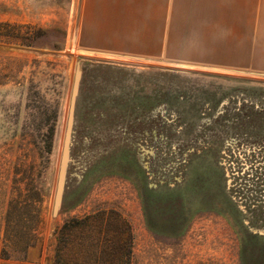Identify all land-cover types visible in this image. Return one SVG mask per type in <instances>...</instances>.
I'll return each instance as SVG.
<instances>
[{
    "label": "rangeland",
    "instance_id": "374dc122",
    "mask_svg": "<svg viewBox=\"0 0 264 264\" xmlns=\"http://www.w3.org/2000/svg\"><path fill=\"white\" fill-rule=\"evenodd\" d=\"M79 16L0 0V264H264V77L88 52Z\"/></svg>",
    "mask_w": 264,
    "mask_h": 264
},
{
    "label": "crops",
    "instance_id": "0c3cea01",
    "mask_svg": "<svg viewBox=\"0 0 264 264\" xmlns=\"http://www.w3.org/2000/svg\"><path fill=\"white\" fill-rule=\"evenodd\" d=\"M76 43L109 57L264 72V0H80Z\"/></svg>",
    "mask_w": 264,
    "mask_h": 264
},
{
    "label": "water",
    "instance_id": "95a60500",
    "mask_svg": "<svg viewBox=\"0 0 264 264\" xmlns=\"http://www.w3.org/2000/svg\"><path fill=\"white\" fill-rule=\"evenodd\" d=\"M83 50H86V49H83ZM86 51L97 53V54H109L106 52H100L96 50H86ZM129 57L138 59V57H135V56H129ZM228 70L231 72H236V73H246V74L264 77V72H256V71L248 72L244 70H234V69L233 70L228 69ZM80 77H81V70L77 68L76 73H75L73 88H72L68 119H67L66 130H65L63 146H62V154H61V160H60L58 180H57L56 192H55V197H54V208H53L54 214L57 213L58 209L61 206L62 199H63L68 164L70 160V146H71L73 127H74V115H75L76 100H77L79 84H80Z\"/></svg>",
    "mask_w": 264,
    "mask_h": 264
}]
</instances>
